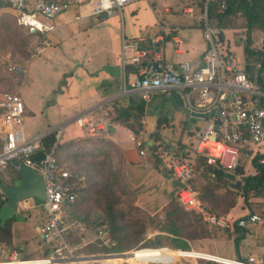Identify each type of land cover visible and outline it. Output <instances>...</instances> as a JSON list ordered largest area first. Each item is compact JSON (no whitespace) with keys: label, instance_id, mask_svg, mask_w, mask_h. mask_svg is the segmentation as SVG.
I'll use <instances>...</instances> for the list:
<instances>
[{"label":"built area","instance_id":"obj_1","mask_svg":"<svg viewBox=\"0 0 264 264\" xmlns=\"http://www.w3.org/2000/svg\"><path fill=\"white\" fill-rule=\"evenodd\" d=\"M1 1L13 11L17 25L44 35L54 28L49 22L60 14L70 13V21L91 26L117 15L122 6L134 0ZM223 7L224 2L220 0V8ZM184 12L190 14L191 11L186 8ZM159 25L163 31V25ZM201 31L206 45L194 66L187 62L176 65L163 59L161 48L154 45L162 41V33L151 37L149 43L143 36L122 37V65H131L135 71L129 89L124 92L138 93L142 101H147L150 94L176 92L187 113L205 114V117H198L203 119V124L192 131V141L186 146L189 153L182 154L172 163L171 176L180 183L174 197L184 209L203 214L208 224L230 229L233 226L258 228L264 226V216L260 213L246 212L233 221L205 213L196 190L189 185V180L198 171L193 169L197 159L209 166L211 171L221 169L223 172H233L241 159L247 162L256 160L264 167V84L257 81L261 75L260 57L243 52L239 61L232 51L223 49L224 34L220 42L217 36L220 30L207 22L205 14ZM238 40L242 42V37ZM263 40L264 31L260 38L261 42ZM40 44L43 47L47 43L43 39ZM174 44L175 48L180 47L181 38L175 37ZM126 50L131 51L129 56L125 55ZM3 67L11 73L24 72L20 65L6 63ZM100 106L80 111L72 117V123L88 137L103 138L108 132L109 122L103 117ZM94 113H97L96 117ZM23 115L24 105L19 92L0 91V172L10 162L21 161L42 177L44 198L39 205L34 231L39 239L38 248L46 245L49 251L45 255L26 257L24 243H16L8 253L0 245V264H132L124 260L128 252L80 253L75 252L67 242L65 234L68 230L83 229L80 222L65 220L64 210L82 187L84 175L60 165L55 158L53 148L61 141L64 125L26 137L22 126ZM51 131L54 132L55 141L52 147L44 150L41 139ZM131 139L136 146L140 145L138 138ZM138 154L143 155V151L138 150ZM207 176L212 177L213 172ZM30 207L37 206L31 203ZM94 238L100 246L111 244L110 235L102 227L95 229ZM174 250L178 254L177 259L215 264H264L263 258L253 254L226 257L191 247ZM118 257L122 261L116 260ZM153 263L144 261L140 264Z\"/></svg>","mask_w":264,"mask_h":264},{"label":"rangeland","instance_id":"obj_2","mask_svg":"<svg viewBox=\"0 0 264 264\" xmlns=\"http://www.w3.org/2000/svg\"><path fill=\"white\" fill-rule=\"evenodd\" d=\"M206 3L205 0H134L122 6L116 16L104 22L85 27H81L78 23L64 25L49 34L45 33L46 35H43L42 38L28 37L26 29L18 26L15 22L14 13L8 8H2L0 9V91H16L24 80V72L11 73L5 70L3 65L10 63L25 68L29 62L27 78L19 87V95L29 110V112H24L22 126L32 134L45 132L48 130V126L52 125V118L58 117L54 113L67 108L63 105L65 102L69 107L82 102L80 96L86 92L85 80L93 76L87 73L83 67L94 70L101 61L118 58L120 40L123 36L125 38L143 36L147 42L148 36L160 32V23L167 26H165L164 32H167L168 24L179 26L186 41L187 52L178 57L196 56L197 53L194 51L201 48L205 42L201 37V25L206 13ZM186 8L190 9V14L184 12ZM234 19V24L231 27L222 29L224 34L222 48L232 51L236 59L241 61L246 27L241 16L237 15ZM263 31L251 29V44L264 43V40L263 42L260 41ZM240 36L242 42L238 40ZM43 39L50 47L40 54L42 48L40 40ZM44 46L46 47V45ZM30 59L31 61H29ZM68 71H71L72 74L64 78L66 85L64 83L59 84L58 79H60L61 73ZM98 72H101L100 69L96 71V73ZM67 80L69 81L67 82ZM93 83L92 80L90 84ZM63 91L66 92L63 94ZM66 93H69V96L65 97L66 101L63 102L62 99ZM52 104L53 106H51ZM152 105L155 112L163 117L162 122L158 125L160 137L156 142H153L154 149L148 147L151 141L146 140L144 143L143 138H140V145H134L137 151H143V155H141L143 159L149 160V162L152 161V158L160 159L162 170L169 172L172 163L181 156L182 147L186 148L192 141L191 131L200 127L203 119L191 117L182 107L176 106L167 93L156 96ZM139 123L135 120L131 121L134 129L138 128ZM78 129L72 123L67 126L66 131L77 132ZM148 138L150 139V137ZM177 143L181 146L178 149ZM96 150L98 152L96 151L94 154H83L77 146H74L68 151L60 150L57 157L62 166L68 167L71 171L84 173L86 177L100 186L108 185L118 197L119 206L125 211L129 212L130 207L134 205L141 210L142 221L145 223L143 232L133 241V247L114 252H129L136 248L149 247L147 243L158 237L162 245L169 249L179 248L175 247V243L183 241L195 250L226 257L231 256L234 246L232 240L227 237L230 233L228 227L211 224L209 228L212 235L193 240L187 239L183 235L175 236L163 228L162 207L180 187L177 180L161 170H153L142 165L131 167V163L124 161L119 147L103 145ZM150 165L153 166V163L150 162ZM244 166V175L252 172L250 165ZM3 172L0 174L2 182L8 180L9 177L5 179L4 175L7 172L6 170ZM241 175L236 174L235 179L240 181ZM198 180L200 181V179ZM189 185L195 189L194 186L197 183L192 185V181H190ZM252 199L251 201H253ZM235 201L232 210L230 209L231 211H228V214L222 219L233 221L240 216L246 203L242 201V198H239L237 192L235 193ZM251 201L248 200L249 203L264 205V198L260 202H257L258 200ZM17 211L25 217V220L21 223L13 221V237L15 240L23 239L26 250L32 249L38 245L37 240H39L34 231V223L38 219L40 207L31 208L28 206V201L23 200L17 203ZM89 213L90 219H92L94 215H100L101 211L92 210ZM125 216L132 219L136 215L126 213ZM94 231V228L91 229L85 225L81 235L77 237V242H73L71 246L80 253L104 252L96 244ZM106 232L109 234L108 229ZM113 243L114 240L111 238V244L106 247H111ZM89 245L93 246L90 247ZM169 249L164 248L162 249L163 252L155 253L150 258L171 257V250ZM172 261L174 263H171ZM168 264L213 263H206L202 260L177 259L176 256Z\"/></svg>","mask_w":264,"mask_h":264},{"label":"trees","instance_id":"obj_3","mask_svg":"<svg viewBox=\"0 0 264 264\" xmlns=\"http://www.w3.org/2000/svg\"><path fill=\"white\" fill-rule=\"evenodd\" d=\"M223 2L224 7L220 8V0L207 1L205 13L206 20L210 25L222 30L224 28L231 27L234 24V18L237 17V15L243 18L244 25L246 27V35L242 50L245 53H251L260 57L261 66L259 72L261 75L257 78V81L260 83L264 73V51L252 49L250 47V31L251 29L264 30V0H223ZM4 6L5 4L0 1V7ZM212 21L215 23L213 24ZM25 29L28 37H43V34L41 33L29 31L27 28ZM71 74V71L63 73L58 80V83H64L66 85L64 78L66 76H70ZM144 113L145 102L142 100H139V102L132 105H123L119 103V101H114L111 105V109L106 112V115H108L111 120L119 121L122 125L136 133L139 129L140 123L138 128L134 129L131 121L135 120L140 122V119ZM162 120V116H157L155 130H153L148 135V137H150L149 140L151 141L150 146H148L150 148H155V146L152 144L160 137L158 125H160ZM54 141V132L44 135L41 139L43 149L48 150L50 147H52ZM103 145L117 147L112 142L102 137H85L56 143L53 148V153L57 162L62 165L57 157V154L60 150L68 151L72 147L77 146L79 151L83 154H94L97 151L96 148H100V146ZM176 147L178 149V147L180 148L181 146L177 143ZM182 149L183 151L180 153L181 155L184 153L187 155L189 153L187 148L182 147ZM150 162H152L153 166L155 167L161 165L160 159L152 158V161ZM245 163L246 161L242 159L238 160L237 162L236 167H241L240 174L242 175L239 185L235 189L233 188V182L224 177V172L221 169H215L211 171L210 167L203 165L200 159L196 160L193 169L199 170L200 172L197 171V174L191 178L189 182L192 181V185L197 183V185L194 187L197 193V198L200 200L205 213L224 218L225 215L228 214V211H230V209L233 208L236 203V192L241 196L242 201L246 203V206L249 209H251L252 204L248 202L250 197H264V167L257 163L256 160H251L249 163L252 167V173H247L244 175L243 172ZM4 169L8 173L9 177L7 178L8 180H5L4 182H2L0 179V183L10 185L12 180L17 177L16 168L9 163ZM171 170L172 169L170 167L169 172H167L170 175ZM209 172H213L212 177L207 176ZM80 174L84 175L85 178L83 185L79 189L73 202L70 203L64 210V218L68 221L75 220L80 222L83 225V229L81 231L68 230L65 234L67 242L70 245L73 242H77V237L81 235L85 225H87L91 229H96L97 227H102L106 231L108 229L109 235L114 240V243L111 247H104L100 246L96 241V244L100 247V249H102V251H123L133 247V241L143 232L145 226V223L142 221L141 210L134 205L130 207L129 212L125 211L119 206L120 202L118 197L115 196L114 191L108 185L100 186L96 182L92 181V179L86 177L84 173ZM198 179H200V181ZM3 203L4 198L0 193V206ZM92 210H100L101 213L100 215H94V217L90 219L89 212ZM162 211L164 215V220L162 223L163 228L169 230L175 236L183 235L185 238L193 240L206 238L211 234V229L209 228L211 227V224H208L205 216L195 211L184 209L176 201L174 196H171L164 203ZM126 213L135 214L136 216L131 219L125 216ZM13 221L14 218L10 217L4 222L3 225H0V245L3 247L5 253H8L15 246L12 241L11 232V225ZM244 232V227L233 226L230 229V233L227 235V237H232L234 249H236L238 239L244 234ZM177 239L179 238L177 237ZM147 244H149V247L131 250L129 253H132L134 257L127 261L133 264H140L144 261L168 264L172 258L178 255L175 250L164 247L159 241L158 237ZM89 246L92 247L93 245ZM175 247H179L181 249L189 248V246H187L183 241L175 243ZM164 248L171 250V257L158 259H155L154 257L150 258L155 253L159 254L163 252L162 249ZM48 251L49 247L42 245L37 248L35 253L40 256L45 255ZM75 252L77 251L75 250ZM25 256L29 257L32 255L25 253ZM205 262L210 263L207 261Z\"/></svg>","mask_w":264,"mask_h":264},{"label":"crops","instance_id":"obj_4","mask_svg":"<svg viewBox=\"0 0 264 264\" xmlns=\"http://www.w3.org/2000/svg\"><path fill=\"white\" fill-rule=\"evenodd\" d=\"M2 8L7 9L8 7H6V6L0 7V9H2ZM8 9L11 12H13L10 8H8ZM164 10L167 11L166 8H164ZM114 16H116V15H113L111 17H114ZM69 17H70V13L60 14L55 19L50 21L49 24L54 25V28L51 31L47 32V34L51 33L52 31H54L58 27H62L64 25L76 23V22L70 21ZM111 17H109V18H111ZM78 24H80L81 27L84 26V25H82V23H78ZM165 26L166 25H163V31H161L160 25H159V31L160 32H155L154 34L148 36L147 43L150 42L151 37H153L155 34H157V33L161 34L162 33L161 34L163 36L162 41H160L159 43L154 44V45L159 46L161 48V55H162L163 59H165L169 62H172L176 65L183 63V62H187L191 66H194L195 64H197L200 57H201V54L205 48V42H204V39L202 37V31H201V37H202L203 42H204L203 46L194 51L197 53L196 56H191L190 58H187V57L184 58V57H178L180 55H184L187 52V50L185 48L186 47L185 46L186 41H185L184 36L182 35L181 28H179V26H172V25L168 24V30H167V32H164ZM44 35H46V34H44ZM135 37H137V36H135ZM175 37L181 38V40H182V44L178 48H175L176 47L174 44V38ZM128 38H133V36L128 37ZM48 39H49V36H48ZM166 45H167V47H166ZM49 47H50L49 44L48 45L46 44V47L43 46L41 48L40 54L42 52L46 51V49ZM251 48L256 49V50H260V51H264V43L251 44ZM130 54H131V51L126 50L125 55L129 56ZM31 59L29 61H31ZM121 59H122V55H121V50H120V55L118 58H115V59L110 60V61L109 60L101 61L99 66L94 70L92 68H85V67H83V65H81L84 68V70L87 71V73L93 75L90 78H88L87 80H85L86 83L84 84V88H85L86 92H85V94H83V96H80V99L82 102L77 103L75 106H71V107L67 106L66 105L67 102H65L63 105L67 108L64 110H59L58 112L54 113L55 115H58L59 118L57 116L52 118V122H51L52 125L48 126V130L53 129L54 127H56L57 125H60V124L64 125L62 135L64 133H66V134L64 137H62V135H61V141L60 142L68 141L71 139H80V138L88 137L87 135L82 133L80 128L77 126L76 127L79 128L78 129L79 131H77V132H73V131L67 132L66 128L69 124H72V117L74 114H76L80 111L94 109L97 105H101L100 106L101 113H102L103 117H105L107 119V121L109 122L108 132L106 133L105 137H103V138L112 142L114 145H116L117 147L120 148V150H121L120 152L124 158V161L129 163V164L131 163V165H132L131 167H133L134 165H136V166L142 165L143 167L145 166V167L153 169V170H161V171L165 172L166 170H162L163 167H161L160 165L158 167L152 166V165H150L148 160L143 159L142 156H139L138 151L135 148V145L131 139V137L138 138L139 140H140V138H143L142 141H144V143L146 140H149L148 135L153 130H155L156 119H157V116H159V114H157L155 112V109L152 105L154 98L156 96H158V94H150L149 99L147 101H144L145 102V113L143 114V116L140 119V126H139V129L137 130L136 133H133L126 126L122 125L119 121L111 120L109 118V116L106 115V112L111 109V105L114 101H119V103H121L123 105L128 104L126 96L130 93H125L124 90L127 91L129 89V82L132 81V79L135 75V71L131 65H122ZM28 64H29V62H28ZM28 64L25 65L24 76H23L24 80L21 82V84L23 82H25V80L27 78ZM114 65H118L120 67V70H119L120 72H119V76L111 77L103 70V67L104 66H114ZM99 69L101 72L96 73V71H98ZM63 73L64 72H62L61 75ZM92 80L94 81V83L90 84V82ZM68 81L69 80H67V82ZM261 82L264 84V73L262 75ZM21 84H20V86H21ZM20 86H18V88H17L18 92H19ZM65 88H64V90H65ZM65 92L66 91H63V94ZM153 95H154V97H152ZM168 95H169V93H168ZM67 96H69V93H66L63 96V99H62L63 102L66 101L64 98ZM136 97H137V102H139L140 99H139L138 93H136ZM170 99H171V97H170ZM171 101L176 106L182 107L186 111V109L182 105V102H181L179 96H178V99L176 102H174L172 99H171ZM53 104L51 106H53ZM56 104H57V102H56ZM23 105H24L25 112H29V110L27 108V104L24 101H23ZM59 105H57V106H59ZM96 112L98 113V111H96ZM97 113H94L95 117H96ZM186 113H187V111H186ZM187 114H189V113H187ZM46 123H48V122L46 121ZM23 132H24V135L26 137H31V136L35 135V134H32L31 132L25 130L24 127H23ZM51 132H53V131H51ZM191 133H192V131H191ZM10 164L13 165V162H10ZM246 164L250 165V163L247 161H246ZM3 171L1 173H4ZM165 173H167V172H165ZM250 173H252V172H250ZM6 174L4 175L5 179L8 177V173H6ZM169 176L171 178H173L170 174H169ZM175 192L172 194V196H174ZM250 198L248 200L251 201V199L254 198V199H252L253 201L258 200L257 202H260V200L263 199L264 197H252L251 199ZM255 198H257V199H255ZM26 200L28 201V206L30 207L31 202L28 199H26ZM253 201H251V202H253ZM231 210H232V208H231ZM262 211H264V205L259 204V203H254V204L252 203L251 209H249V208H247V206H245V208L243 209L242 213H240V215H243L246 212H255V213H260L261 215L264 216V213H262ZM24 220H25V217H24ZM24 220L23 221H16V222L21 223V222H24ZM13 226H14V223H12V225H11V232H12ZM244 228H245V232L238 239L236 249H234V247H233L232 254L230 257H235V256L240 257V256H244L245 254H253V255H256V256L264 259V226H259L258 228H255L254 226H247ZM229 239L232 240V237H229ZM12 241L14 244L19 243V242L24 243L25 248H26V244H25L23 239H21V240H15L14 239L13 232H12ZM37 243H39V240H37ZM37 248H38V245H36V247H33L32 249H29V250L25 249V253L30 254L32 256H36L37 254L35 252H36Z\"/></svg>","mask_w":264,"mask_h":264},{"label":"water","instance_id":"obj_5","mask_svg":"<svg viewBox=\"0 0 264 264\" xmlns=\"http://www.w3.org/2000/svg\"><path fill=\"white\" fill-rule=\"evenodd\" d=\"M220 42L223 41V32L217 33ZM103 70L111 77L119 76L120 67L104 66ZM247 71L248 68L246 67ZM171 99L176 102L178 94L176 92L169 93ZM129 105L137 102L136 93L132 92L126 96ZM192 117H205V114L190 113ZM16 168L17 177L12 180L10 185L0 183V193L4 198V203L0 206V225L13 217L15 221H23L24 217L17 211V203L28 199L33 206H39L44 198V188L42 177L35 170L27 167L21 161H13ZM241 173V167H236L233 172H224V177L233 182V188H237L239 181L235 179L236 174Z\"/></svg>","mask_w":264,"mask_h":264},{"label":"bare ground","instance_id":"obj_6","mask_svg":"<svg viewBox=\"0 0 264 264\" xmlns=\"http://www.w3.org/2000/svg\"><path fill=\"white\" fill-rule=\"evenodd\" d=\"M134 250V249H133ZM176 251V250H175ZM130 252V251H129ZM128 252V255L126 256V258L124 259L125 261H127V260H129V259H131V258H133L134 257V255L132 254V253H129ZM116 260H119V261H122V258L121 257H118V258H116ZM127 262H129V261H127ZM150 262V261H149ZM130 263V262H129ZM155 263H160V262H155ZM133 264V263H132Z\"/></svg>","mask_w":264,"mask_h":264},{"label":"flooded vegetation","instance_id":"obj_7","mask_svg":"<svg viewBox=\"0 0 264 264\" xmlns=\"http://www.w3.org/2000/svg\"><path fill=\"white\" fill-rule=\"evenodd\" d=\"M5 185V184H4ZM6 185H8V184H6Z\"/></svg>","mask_w":264,"mask_h":264}]
</instances>
